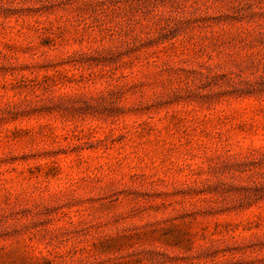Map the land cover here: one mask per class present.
Returning <instances> with one entry per match:
<instances>
[{"label":"rangeland","instance_id":"1","mask_svg":"<svg viewBox=\"0 0 264 264\" xmlns=\"http://www.w3.org/2000/svg\"><path fill=\"white\" fill-rule=\"evenodd\" d=\"M0 264H264V0H0Z\"/></svg>","mask_w":264,"mask_h":264}]
</instances>
